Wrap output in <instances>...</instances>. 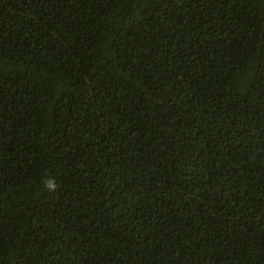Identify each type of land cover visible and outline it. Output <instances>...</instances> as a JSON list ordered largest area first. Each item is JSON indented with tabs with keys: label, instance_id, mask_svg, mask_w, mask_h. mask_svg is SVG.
I'll return each instance as SVG.
<instances>
[{
	"label": "trees",
	"instance_id": "16d2710c",
	"mask_svg": "<svg viewBox=\"0 0 264 264\" xmlns=\"http://www.w3.org/2000/svg\"><path fill=\"white\" fill-rule=\"evenodd\" d=\"M0 264H264V0H0Z\"/></svg>",
	"mask_w": 264,
	"mask_h": 264
},
{
	"label": "clouds",
	"instance_id": "9594fccd",
	"mask_svg": "<svg viewBox=\"0 0 264 264\" xmlns=\"http://www.w3.org/2000/svg\"><path fill=\"white\" fill-rule=\"evenodd\" d=\"M46 187L50 190V191H54L55 190V185L54 183H47Z\"/></svg>",
	"mask_w": 264,
	"mask_h": 264
}]
</instances>
